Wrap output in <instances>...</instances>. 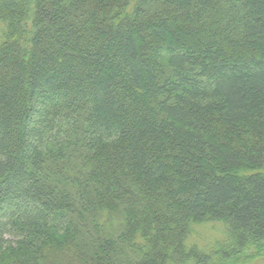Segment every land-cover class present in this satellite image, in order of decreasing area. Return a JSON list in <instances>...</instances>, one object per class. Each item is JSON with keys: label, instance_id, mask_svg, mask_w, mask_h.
I'll return each instance as SVG.
<instances>
[{"label": "trees", "instance_id": "16d2710c", "mask_svg": "<svg viewBox=\"0 0 264 264\" xmlns=\"http://www.w3.org/2000/svg\"><path fill=\"white\" fill-rule=\"evenodd\" d=\"M0 264H264V0H0Z\"/></svg>", "mask_w": 264, "mask_h": 264}, {"label": "rangeland", "instance_id": "374dc122", "mask_svg": "<svg viewBox=\"0 0 264 264\" xmlns=\"http://www.w3.org/2000/svg\"><path fill=\"white\" fill-rule=\"evenodd\" d=\"M220 137H222L224 141H230V139L227 138L229 136L224 135ZM237 145H240V148L242 149L244 143L241 142V144H237ZM215 232H216V229H215ZM215 232L212 227V224L197 225L195 232L192 235V239L199 244H204V243H207L209 239H211V237L215 234Z\"/></svg>", "mask_w": 264, "mask_h": 264}]
</instances>
